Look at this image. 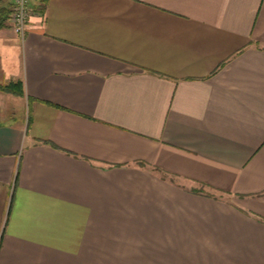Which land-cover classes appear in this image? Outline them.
I'll return each mask as SVG.
<instances>
[{
    "label": "crops",
    "instance_id": "0c3cea01",
    "mask_svg": "<svg viewBox=\"0 0 264 264\" xmlns=\"http://www.w3.org/2000/svg\"><path fill=\"white\" fill-rule=\"evenodd\" d=\"M9 4L0 264H264V0Z\"/></svg>",
    "mask_w": 264,
    "mask_h": 264
},
{
    "label": "built area",
    "instance_id": "2783aa9c",
    "mask_svg": "<svg viewBox=\"0 0 264 264\" xmlns=\"http://www.w3.org/2000/svg\"><path fill=\"white\" fill-rule=\"evenodd\" d=\"M9 7V27L21 39L27 26L28 17L32 12L28 0H10Z\"/></svg>",
    "mask_w": 264,
    "mask_h": 264
},
{
    "label": "trees",
    "instance_id": "16d2710c",
    "mask_svg": "<svg viewBox=\"0 0 264 264\" xmlns=\"http://www.w3.org/2000/svg\"><path fill=\"white\" fill-rule=\"evenodd\" d=\"M45 1L46 0H28L29 7L32 12L42 14L45 7ZM5 16H0V24H3V21L5 20ZM0 91L12 93L15 95L20 94V82H8L5 84H0ZM172 181V179L170 178ZM192 191H198L197 189H192Z\"/></svg>",
    "mask_w": 264,
    "mask_h": 264
},
{
    "label": "rangeland",
    "instance_id": "374dc122",
    "mask_svg": "<svg viewBox=\"0 0 264 264\" xmlns=\"http://www.w3.org/2000/svg\"><path fill=\"white\" fill-rule=\"evenodd\" d=\"M9 8H10V7H9ZM13 58H14V57H13ZM13 58H12V59H13ZM14 64H15V61L12 60V62L10 63V65H12V67H14ZM24 115H26V113L24 114V113L20 112V111L18 110L17 106L14 107V111H13L12 114H11L12 118H14V119H16V120H17V119L19 120L20 117L23 118ZM10 119H11V118H10Z\"/></svg>",
    "mask_w": 264,
    "mask_h": 264
}]
</instances>
